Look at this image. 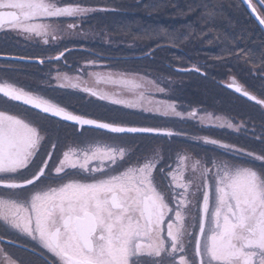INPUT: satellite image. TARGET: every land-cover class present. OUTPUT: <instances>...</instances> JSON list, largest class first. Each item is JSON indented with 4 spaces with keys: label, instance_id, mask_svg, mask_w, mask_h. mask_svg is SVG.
<instances>
[{
    "label": "snow or ice",
    "instance_id": "snow-or-ice-1",
    "mask_svg": "<svg viewBox=\"0 0 264 264\" xmlns=\"http://www.w3.org/2000/svg\"><path fill=\"white\" fill-rule=\"evenodd\" d=\"M244 3L264 25V11H258V6L264 10V0ZM221 7L208 0L188 5V13H197L198 21L207 26V32L200 29V36L207 37L214 30ZM115 10L99 0H0V33L39 38L38 42L47 45L60 38L57 34L65 31L66 20L73 21L66 25L72 30L77 27L75 20ZM64 55L60 51L48 59L59 61ZM241 55L247 63L253 54L242 50L237 58ZM260 59L264 73V54ZM96 64V60L87 61V66ZM10 68L0 73V99L25 112L0 109V244L6 235L23 238V246L28 248L31 243L29 253L41 264H264V132L253 133L258 150L198 136L193 139L222 151L203 157L189 154L188 149H177L168 157L158 147L139 152L122 146L127 143L123 136L171 138L185 133L75 114L40 90L7 78ZM192 70L200 72L196 66ZM88 75L96 83L116 85L119 91L96 90L82 77L57 87L79 88L100 101L163 117H197L195 109L178 111L171 98L156 99L157 93H168L159 78L111 70ZM53 79L62 77L57 73ZM229 79V88L264 109V98L250 93L235 77ZM259 91L264 97V85ZM55 118H59L56 123L72 122L80 132L75 146H67L58 158L60 140L51 138L52 130L43 122ZM205 119L214 118L206 113L200 117L202 126ZM86 126L111 134V142L83 137ZM208 126L237 132L247 127L232 121ZM7 243L15 244L16 239ZM0 264L36 261L15 257L0 246Z\"/></svg>",
    "mask_w": 264,
    "mask_h": 264
},
{
    "label": "rangeland",
    "instance_id": "rangeland-1",
    "mask_svg": "<svg viewBox=\"0 0 264 264\" xmlns=\"http://www.w3.org/2000/svg\"><path fill=\"white\" fill-rule=\"evenodd\" d=\"M92 1L95 2V0ZM102 1L106 4H111L112 0ZM131 1H134L129 6L131 7L132 12L128 13L129 11H131V9L128 11L120 10L118 12L117 18L119 19V21H112V25L116 26L113 32L111 30L107 32L105 27H100L106 26L105 22L109 20L108 16H106V13H96L95 15L97 19H91V14L83 20H75L77 27L72 30H67L66 25L67 23H72L73 21L66 20L63 25L65 31L57 34L60 38L54 42H50L47 45L42 42H38L39 38L28 40L15 33H0V55H6L9 57H22L32 55L35 57H43L47 60V62L42 65L38 63H36L37 65H21L19 64L21 62H14L18 64L0 62V73H2L6 69L3 66L4 64H6V67L11 66L13 69H10L7 73L11 74V76H14L11 77L10 80L16 81L18 84L23 85L28 89L30 88L31 90H40L46 96V98H52L53 102H60L61 106L67 105L68 110L72 108L77 114L88 115L87 113L90 112L92 108V104L91 102H89L88 99L90 98V96L86 94L87 97L75 96L72 98V96L65 94L63 88H58L57 85L59 83H76V78L82 77L83 81L86 82L87 86L93 87L94 89L102 92L112 93L119 91L116 85L103 82L96 83L95 77H90L88 74L103 73L108 70H111L113 72L122 71L114 68H119L118 65H114L113 62H109L108 57H110L111 55L108 47H102L101 49H97V52L94 51V54L96 55L91 53L90 57L94 58H88L89 56L87 57V61H97L95 67L86 66L83 70L80 71H74L73 67H71V64H75L79 61L80 57L76 54H71L69 57H67L65 56V53L64 57L59 61L55 59L49 60V57H55L60 51H63L64 48L69 46V42L67 41L71 39H68V37L74 36L76 37L75 39L84 40L85 37L89 36V39L91 41H95L104 33L108 34L109 37H114L117 35L125 36V31H132L136 38L142 37L145 40H147L148 38H153V43H166V46L158 47V49H162L160 52L164 56L161 57L162 59L160 57L158 59L164 60L166 63H169V57L173 55L171 50L179 51L177 53V56L180 57V54L183 52V61H181L179 64L173 63V65L171 64L172 66L190 65V62L186 59L190 56V51L192 50V48L195 45L202 46L204 44H207L208 46H210V48H215L217 50L197 52H209L206 57L197 58V63L191 64V66H196L200 68V72L197 73L198 75H182L180 73L165 70L164 68H168V65L165 62L163 70L161 71L159 70V68L160 63L162 61L158 62L155 65V77L151 74L149 75L146 69H144V74L139 71L140 68H137L136 71L138 72L126 71L132 73H139L140 75H147L150 79L159 78L163 81L161 86L168 88V93L167 96L157 93L156 99L163 100L171 98L175 101L178 111L187 113L195 109L197 111V117H188L186 119H180L179 117L169 116L164 117L165 121L157 123L158 127L171 128L172 130H175L177 132H183L185 133V135L174 136L171 138L165 136L161 137L158 135H155V137L138 136L137 138H135V136L125 135V137H123L122 139L127 143L126 145L122 146L138 148L139 152H146L150 148L158 147L162 150V153L165 157H168L169 155H174V152L177 149H188L189 154H199L200 157H203L205 155L215 156L222 150H214L213 146L197 142L193 139V137L208 136L209 138L218 140H229L235 138L233 134L227 131L218 134V131L215 129H211V131L204 132V129L201 128L202 125H200V117L204 116L206 113L211 114L214 118L213 120L205 119V122L208 123H222L228 120L226 116L220 115L221 111H218L216 109V106L219 103L221 108H228L231 110V112L236 114L234 116L239 119L236 124L244 122L247 127L252 126L253 128L258 129L259 132H264V112L248 102H244L245 104H239L238 102L240 101L238 97L233 96L230 100H228L215 97L214 95H212L213 92L209 94L204 92L203 94H199L201 96H196L197 101H195L194 105H190L191 103L189 104V101L186 99L184 100L182 98L183 102H180L171 97V94H173V90L175 91L176 95L185 93L186 89H191V91L209 89L215 90L217 92H226L225 89L221 87V85L217 84V81H224L225 78L228 80H225L224 82L229 83L231 82V80L229 79L230 77H235L236 81L240 84H243L247 90L261 96L260 91H258V87L260 89L261 86L264 85V73H262L261 71L260 59L261 54H264V33L259 29L257 24L249 16V14L246 12L239 0H208V2L217 3L222 7L220 8L221 17L217 19L214 25V30L208 32L207 37H202L199 35L201 28H204L206 32L208 31V29L207 26L201 24L198 21V14L188 13L187 11L188 5L193 3L194 0H144V2L140 1V3H138L139 0ZM151 2L152 4H150ZM170 2H172V12L166 10L165 8V5ZM195 2L199 3L200 0H195ZM116 5H121L119 0H116ZM157 10L160 11L158 12ZM161 11H165L169 15H167L166 19L159 21V17L166 14ZM149 14H151L154 19L146 20V17L144 15ZM151 23L158 24L154 25L153 32L148 30ZM189 26L193 27V29L195 30V36L193 33H188L186 31L188 30ZM107 29L109 30V28ZM116 31L119 33H117ZM146 33H158V35H145ZM59 42H61L60 47H58L57 45ZM63 42L65 43L62 44ZM104 42L108 43V41L105 39ZM173 47L177 48L178 50ZM242 50H250L253 54L252 58L249 59L247 63L245 62V59L242 55L241 58H237V54H241ZM71 57L73 61L70 63V61L72 60ZM216 57L224 59L227 64L232 66V68H224V70H220L218 66H211L212 62H218L213 61ZM233 57H236L237 59L235 64L233 63ZM87 61L85 62L86 65ZM205 64L208 66H205ZM135 67L136 66L127 68L133 70ZM57 73H60L62 77L60 81L53 79V77H56ZM23 74H32L41 77L26 82V78L23 76ZM64 76H67L69 79L67 81L63 80ZM49 85H51V87H49ZM182 87L185 88L182 89ZM229 95L232 96L231 94ZM220 96H224V94H220ZM234 99L236 101H234ZM1 101L3 102L2 99H0V102ZM3 103L5 104H1L0 109H4L5 107H7L6 102L4 101ZM9 106L12 107L13 113L25 112V110L21 111L19 108H16L11 104ZM143 113L146 114L148 112ZM27 114L28 116L34 119H39L32 112H28ZM148 114L155 115L154 117L160 116L154 113ZM232 116L233 115H231V117ZM90 117L102 119L106 122H113L114 120L118 122L122 121L126 122L129 126L148 125L141 121L131 119L124 120L119 117H117V119L102 118L99 116ZM141 119L142 118H140V120ZM43 122L50 129L56 130L58 127V123L50 125V123L55 122L53 120H50L49 122ZM175 124L180 128V130ZM174 126H176L178 129H175ZM204 127L207 128L205 125ZM246 128L241 129L239 132H243ZM244 133L246 134L247 142H239V145H246L250 150L253 148L258 150L259 144L258 142L254 143L255 138L253 134L249 130L245 131ZM87 138L102 142H111V140H109V135L105 134L100 137L88 136ZM66 143L67 146H75L74 141L69 140L67 142V139L64 142H60L59 146H62ZM48 147L49 145L46 144L44 150L47 151ZM64 150H66V148ZM157 180L159 181V176H157ZM190 219L191 217H189V220ZM0 234H3L2 229H0ZM5 237L9 239H16L14 236L11 235H6ZM21 239L23 238H19V240H16L17 242L24 241Z\"/></svg>",
    "mask_w": 264,
    "mask_h": 264
},
{
    "label": "trees",
    "instance_id": "trees-1",
    "mask_svg": "<svg viewBox=\"0 0 264 264\" xmlns=\"http://www.w3.org/2000/svg\"><path fill=\"white\" fill-rule=\"evenodd\" d=\"M120 4L122 5H116V0H112L111 4H107V6L111 7V8H115L116 10L113 12H108L106 13V16H108V19L105 22L106 26H100V27H105L106 31H114L116 26L112 25V21H116L119 19L117 18L118 16V12L120 10L123 11H128L131 9L130 4L134 1L131 0H119ZM138 1V0H137ZM144 2V0H139L138 3ZM93 2V1H92ZM100 3H104L102 0H99ZM152 4V2L150 3ZM138 5V4H137ZM166 10H169L172 12L173 7H172V2L168 3L165 5ZM158 12L160 10H157ZM131 11H129L128 13H131ZM166 13L165 15L159 17V21H162L163 19L167 18V15H169L167 12L165 11H161ZM96 13L92 14V16L90 17L91 19H97ZM105 14V13H104ZM146 17V20H150V19H154L153 16H151V14L149 15H144ZM113 17V18H112ZM112 18V19H111ZM154 25H158L156 23H151L150 27L148 30H150L151 32H153V27ZM118 26V25H117ZM109 28V30L107 29ZM114 28V29H113ZM117 32V31H116ZM119 33V32H117ZM152 34V33H150ZM76 37L74 36H70L68 37V39H71L67 42H69V46L64 48L63 51H65L67 49L66 55L67 57H69L71 54H76L78 55L79 61L77 63H73L71 64V67H73L74 71H80L83 70L87 65L85 64V62L87 61V57L88 58H94V57H90L91 53L94 54V51H98L97 49H101L102 47H108L109 48V52H110V57H108L109 62H113L114 65H118L119 68L114 67L115 69H118L122 72H126V71H136L137 68H140V72L142 74H144V69H146L149 73V75H153L155 77L154 71H155V65L158 62L160 63V68L159 70H163V66H164V60H161V57H164L163 54L160 52L162 49H158V47H163L166 46V43H153V38H148L147 40L143 39L142 37L140 38H136V36H134V33L132 31H125V36H121V35H117L114 37H109L108 34L104 33L102 34L99 38H97L95 41H91L88 37H85L84 40H78L75 39ZM104 39L108 41V43L104 42ZM66 40V39H65ZM64 41V40H63ZM90 43H89V42ZM65 42H63L62 44H64ZM61 42H59L57 45L58 47H60ZM200 46V45H199ZM198 45H195L192 50L190 51V56L186 59L187 61L190 62V65H177V66H172L173 63L175 64H179L181 61H183V52L180 54V56H177V53L179 51H172L173 55L169 57V63H166L168 65V68H164L165 70L168 71H172V72H176V73H180L176 71V68H189L191 66V64L197 63V58H204L206 57L209 52H202V53H197L199 51H213V50H217L215 48H210V46H208L207 44H204L202 46L199 47ZM92 48V49H91ZM175 48V47H173ZM177 49V48H175ZM178 50V49H177ZM184 51V50H183ZM96 55V54H94ZM161 59H158V58ZM72 59V57H71ZM82 60V61H81ZM73 61V59L70 61V63ZM203 61V60H202ZM213 61H218V62H212L211 66H218L221 69L224 70V68H232L231 65L227 64L226 61L222 58H218L216 57ZM237 61L236 57H233V63L235 64V62ZM0 62L3 63H14V62H9V61H3L1 60ZM204 62V61H203ZM14 64H18V63H14ZM21 65H25V64H29V63H19ZM172 64V65H171ZM30 65H37V64H30ZM210 65V64H209ZM4 66H6V64H4ZM136 66L133 70H130V68L127 67H134ZM205 66H208L205 64ZM9 68V67H8ZM10 69H13L12 67ZM25 69V68H24ZM66 69V68H64ZM217 72V71H216ZM182 75H192V74H196L198 75L196 72H189V73H180ZM218 74V73H217ZM14 75L11 76V74L7 73V78H11ZM23 76L26 78V82L31 81L32 79L41 77L38 75H32V74H23ZM2 78V77H0ZM225 79V78H224ZM27 85V84H26ZM186 85V84H184ZM28 86V85H27ZM29 87V86H28ZM185 87H182V89ZM30 89V88H29ZM63 91L65 92V94L75 97V96H86L85 93L80 92L78 90H74L72 88H63ZM215 90H209V89H203V90H192L191 89H186L185 93H181L179 95H176L175 91L173 90V94H171V97L177 101L183 102L182 98L185 100L189 101L190 105H194L195 101H197V97L201 96L199 94H203L204 92L209 94V93H214ZM258 91H259V87H258ZM217 92V91H215ZM212 93V94H213ZM197 96V97H196ZM223 98V97H221ZM89 102H91L92 104V108L90 110V112H88V116H99L102 118H121V119H131V120H137V121H141L143 123H147L150 124L151 126H158L157 123H161L163 121H165L164 117L161 116H156L155 115H149L148 113L144 114L141 111H132V110H128L125 108H120L117 105L114 104H110L107 102H103L100 101L94 97H90L88 98ZM227 99V98H225ZM3 100V99H2ZM5 100H3L4 102ZM2 101L0 102L1 104H5ZM10 102H6V106L4 109H11L12 111V107H10L9 105H13ZM1 107V106H0ZM3 108V107H2ZM19 108L21 111L25 110V108H20V107H16ZM70 110L74 111V109L70 108ZM119 115H117V114ZM38 118V117H37ZM140 118H142L140 120ZM41 119V118H39ZM145 119V120H144ZM50 120H47V122H49ZM53 121H55L54 123H50L51 124H56V120L53 119ZM176 125V124H175ZM177 126V125H176ZM176 126H174L175 129H178ZM49 128V127H48ZM180 129V128H179ZM51 138L53 140L57 139V137L59 138L60 142H64L67 139V142L69 140H72L76 143V141L80 138V132H78L77 128H74L72 125H67L65 123L59 122L58 123V127L56 130L51 129ZM104 135V133H100L98 131H94V130H89V129H85L83 130V136H86L85 138H87L88 136H94V137H100ZM149 137H154V136H149ZM137 138V137H135ZM67 144V143H66ZM59 146L56 150V157H59L61 152L63 151L65 145Z\"/></svg>",
    "mask_w": 264,
    "mask_h": 264
},
{
    "label": "flooded vegetation",
    "instance_id": "flooded-vegetation-1",
    "mask_svg": "<svg viewBox=\"0 0 264 264\" xmlns=\"http://www.w3.org/2000/svg\"><path fill=\"white\" fill-rule=\"evenodd\" d=\"M222 82L221 81H217V84H219V85H221V86H223L222 84H221ZM243 87H244V85L243 84H241ZM220 94H224V96H226V97H233V96H230L229 94H232V92H214L212 95H214L215 97H219V98H221V97H224V96H220ZM257 95V94H256ZM259 98H263L262 96H259V95H257ZM234 101H236L235 99H234ZM239 101L240 102H238L239 104H243L244 102H247V101H245L244 99H242V98H239ZM250 104H252V105H254L255 107H257V108H259L261 111H263L264 112V109H261V107L259 106V105H256L255 103H253L252 101L251 102H249ZM220 104V103H219ZM245 104V103H244ZM223 109V112L222 113H220V115H222V116H226L227 118H228V120L227 121H232L233 123H237L238 121H239V119H237L234 115H236V114H234L233 112H231V110L230 109H228V108H222ZM231 115H233L232 117H231ZM219 125L220 123H212V122H205L204 123V125L207 127V129H215V130H217V131H220V132H224V131H227V132H229V133H231V134H233V136H235V138H234V140L233 139H230L229 141H228V143H230V142H232V140L233 141H237V143L239 144V142L240 143H242V142H247V139H246V134L244 133L245 131H247V130H249L252 134L253 133H255V136H259V135H261V133L262 132H259V130L258 129H256V128H253L252 126H249V127H247L243 132H236L234 129H230V128H227V127H223V128H221V127H218V126H212V127H209L208 125ZM201 125V124H200ZM204 125L203 126H201V127H204ZM253 136H254V134H253ZM255 136H254V138H255ZM253 139V138H252ZM224 140H226V139H223V140H221V141H224ZM224 142H226V141H224ZM18 244L20 245V246H22V247H20V246H13V245H11V246H13V247H16V248H19V250H20V252H21V254H24V256H22V257H20V258H22V259H32V260H34V261H36V264H41V262L39 261V260H37L36 259V257L35 256H31L30 255V253H29V249L31 248V243H30V245H28V248H25L24 246H23V244L22 243H19L18 242ZM4 244L2 243V244H0V246H3ZM9 253H12L13 254V252H10L9 251ZM14 254H18V253H14Z\"/></svg>",
    "mask_w": 264,
    "mask_h": 264
},
{
    "label": "water",
    "instance_id": "water-1",
    "mask_svg": "<svg viewBox=\"0 0 264 264\" xmlns=\"http://www.w3.org/2000/svg\"><path fill=\"white\" fill-rule=\"evenodd\" d=\"M244 1V0H243ZM250 11H251V9H249ZM252 13V12H251ZM253 14V13H252ZM254 15V17H255V14H253ZM256 18V17H255ZM257 20V19H256ZM258 21V20H257ZM259 23V22H258ZM262 26V28L264 29V25H261ZM13 58H15V57H9V56H0V59H7V60H15V61H25V62H36V63H40L39 62V60H28V59H26V60H20V59H13ZM231 90H233L234 92H235V90H234V88H230ZM237 94H240V95H242L241 93H237ZM243 96V95H242ZM245 98H247V97H245ZM70 123H72V122H70Z\"/></svg>",
    "mask_w": 264,
    "mask_h": 264
},
{
    "label": "bare ground",
    "instance_id": "bare-ground-1",
    "mask_svg": "<svg viewBox=\"0 0 264 264\" xmlns=\"http://www.w3.org/2000/svg\"><path fill=\"white\" fill-rule=\"evenodd\" d=\"M192 29H193V27L189 26L188 30H186V31H187L188 33H189V32L193 33L194 36H195V35H196V32H195V31L192 32ZM184 31H185V30H184ZM23 57H29L30 59H28V60H32V59L35 58V56H32V55H29V56H23ZM18 62L24 63L25 61H18ZM225 97H226V96H224L223 99H225ZM227 99L230 100L231 97L228 96ZM33 114L35 115V113H33ZM38 118H40V117H38ZM62 152H63V151H62ZM62 152H61V153H62Z\"/></svg>",
    "mask_w": 264,
    "mask_h": 264
}]
</instances>
